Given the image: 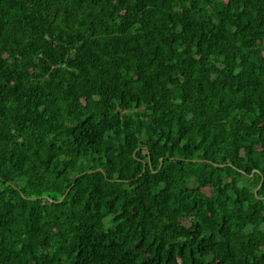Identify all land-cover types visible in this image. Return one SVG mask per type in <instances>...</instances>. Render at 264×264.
I'll return each instance as SVG.
<instances>
[{
    "label": "trees",
    "instance_id": "obj_1",
    "mask_svg": "<svg viewBox=\"0 0 264 264\" xmlns=\"http://www.w3.org/2000/svg\"><path fill=\"white\" fill-rule=\"evenodd\" d=\"M0 264H264V0H0Z\"/></svg>",
    "mask_w": 264,
    "mask_h": 264
},
{
    "label": "water",
    "instance_id": "obj_2",
    "mask_svg": "<svg viewBox=\"0 0 264 264\" xmlns=\"http://www.w3.org/2000/svg\"><path fill=\"white\" fill-rule=\"evenodd\" d=\"M163 160V159H162ZM162 164H163V161H162ZM161 164V165H162ZM91 171H93V170H91ZM259 188H260V185L258 186V188L256 189V194L258 195V191H259ZM62 199H63V197H62Z\"/></svg>",
    "mask_w": 264,
    "mask_h": 264
}]
</instances>
